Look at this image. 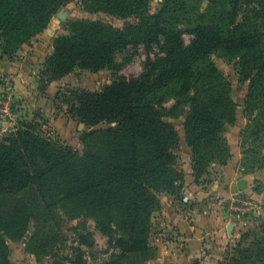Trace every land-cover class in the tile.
Wrapping results in <instances>:
<instances>
[{
    "label": "trees",
    "instance_id": "trees-1",
    "mask_svg": "<svg viewBox=\"0 0 264 264\" xmlns=\"http://www.w3.org/2000/svg\"><path fill=\"white\" fill-rule=\"evenodd\" d=\"M71 1L0 0V57L13 58ZM81 1L92 13L126 22H68L40 71V90L77 68L116 72L123 67L117 54L140 46L146 51L143 70L99 90L58 93L73 118L109 125L83 136L84 151L45 135L35 121L21 122L2 139L4 264L5 235L21 237L32 218L56 222L59 212L69 219L94 217L117 250L103 264L156 258L149 239L159 194L174 193L183 179L175 152L180 134L171 119L186 114V141L197 160L208 161L224 152L225 127L236 118L231 84L212 54L237 60L240 78L249 81L246 109L259 111L256 129L264 128V0H163L155 13L150 0ZM185 33L192 36L189 43Z\"/></svg>",
    "mask_w": 264,
    "mask_h": 264
},
{
    "label": "rangeland",
    "instance_id": "rangeland-1",
    "mask_svg": "<svg viewBox=\"0 0 264 264\" xmlns=\"http://www.w3.org/2000/svg\"><path fill=\"white\" fill-rule=\"evenodd\" d=\"M162 3L163 0H150L151 11L157 12ZM205 4L206 2L204 6ZM90 19L104 20L116 27H122L126 22L125 19L104 12L92 13L81 0H73L54 14L46 27L24 44L13 58H0L7 62L20 63L17 67L22 73L0 71V142L16 131L21 122L35 121L45 135L84 151L83 136L94 129L100 130L109 126L102 123L92 127L73 118L67 113L64 97L61 95L57 98V95L74 88L99 90L117 77L134 79L143 70L146 58L144 47L130 48L127 52L118 53L117 65L122 64L123 67L116 72L109 68H77L54 80L53 86L50 84L45 91L40 90V71L49 55L48 53L39 63L43 52L50 49L53 51L55 37L67 33L68 22ZM191 38L189 33L184 34L186 43ZM211 60L230 82L231 96L236 105V118L226 125L223 133L225 150L220 156L217 153L210 154L208 161L197 160L186 141V114L171 119L180 134V143L175 152L177 169L182 173L183 179L177 182L179 188L174 193H162L176 194L179 197L188 193V188L184 190L185 174L180 170V163H192L194 186L207 193L206 199L212 204L229 205L232 217L230 224H236L238 228L237 237L225 248L218 264H264V128L256 129L259 111L250 112L246 109L249 81L240 78L237 60L217 54H212ZM29 75L37 80L35 89L32 88L34 82L25 80ZM50 86L51 89L48 90ZM241 180L246 182L245 189L238 187ZM224 186L231 188L226 196L215 190L217 187L224 189ZM153 218L149 241L154 247L151 239ZM4 238L8 256L5 264H103L117 252L114 243H110L109 237L98 228L94 217L88 215L69 219L59 212L58 221L45 223H39L32 218L27 231L21 237L5 235ZM153 258L144 264H157L154 262L156 258ZM136 261L134 259L122 263L135 264ZM194 263L196 261L190 264ZM0 264H4L2 258ZM136 264H139V260Z\"/></svg>",
    "mask_w": 264,
    "mask_h": 264
},
{
    "label": "crops",
    "instance_id": "crops-1",
    "mask_svg": "<svg viewBox=\"0 0 264 264\" xmlns=\"http://www.w3.org/2000/svg\"><path fill=\"white\" fill-rule=\"evenodd\" d=\"M51 52V49L43 52L38 62L41 63ZM17 65L20 63L7 62L3 58L0 60V71L20 73ZM25 80L34 82L32 88L35 89V81L37 83L35 77L29 75ZM54 83L52 82L51 86ZM180 168L185 174L184 190L188 188L186 194H190L191 199L184 202V195L180 197L168 193L160 195L161 209L154 214L151 236L152 244L157 248L154 262L190 264L198 261L199 264H218V259L225 248L237 237L236 224L230 228V219L232 220L230 206L226 203L218 206L212 204L206 199L207 193L194 186V177L191 175L192 163H180ZM215 190L218 194L226 196L231 188L224 186V189L217 187Z\"/></svg>",
    "mask_w": 264,
    "mask_h": 264
},
{
    "label": "water",
    "instance_id": "water-1",
    "mask_svg": "<svg viewBox=\"0 0 264 264\" xmlns=\"http://www.w3.org/2000/svg\"><path fill=\"white\" fill-rule=\"evenodd\" d=\"M246 182L244 181V180H241V181H239L238 182V187L240 188V189H245L246 188ZM230 227H232V224H230Z\"/></svg>",
    "mask_w": 264,
    "mask_h": 264
},
{
    "label": "built area",
    "instance_id": "built-area-1",
    "mask_svg": "<svg viewBox=\"0 0 264 264\" xmlns=\"http://www.w3.org/2000/svg\"><path fill=\"white\" fill-rule=\"evenodd\" d=\"M191 199V195L190 194H185L183 197L184 202H189Z\"/></svg>",
    "mask_w": 264,
    "mask_h": 264
}]
</instances>
